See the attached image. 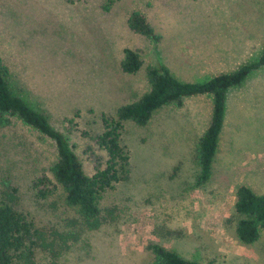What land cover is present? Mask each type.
I'll use <instances>...</instances> for the list:
<instances>
[{"label": "rangeland", "instance_id": "1", "mask_svg": "<svg viewBox=\"0 0 264 264\" xmlns=\"http://www.w3.org/2000/svg\"><path fill=\"white\" fill-rule=\"evenodd\" d=\"M133 11L157 41L129 28ZM126 47L142 63L132 74L120 68ZM263 47L264 0H0V56L13 91L66 135L88 175L101 118L148 89L147 66L203 82L257 60ZM211 108L210 95H194L162 106L144 126L124 122L128 178L102 194L107 221L83 231L58 264H150L153 243L205 264H264V228L242 244L233 212L238 184L264 193V65L227 92L211 177L196 187L195 148ZM54 152L18 121L1 130L0 188L9 181L16 206L37 225L67 229L77 214L50 172ZM42 175L46 196L33 187Z\"/></svg>", "mask_w": 264, "mask_h": 264}, {"label": "trees", "instance_id": "2", "mask_svg": "<svg viewBox=\"0 0 264 264\" xmlns=\"http://www.w3.org/2000/svg\"><path fill=\"white\" fill-rule=\"evenodd\" d=\"M127 24L138 34L154 41L159 39L139 11L130 13ZM141 64L136 50L123 49L120 61L122 72L135 73ZM263 65L264 47L257 60L242 63L230 72H219L203 82L181 81L165 65L147 66L148 89L135 100L118 106L114 117L101 118L102 130L94 139L100 153L88 149L93 165V173L88 175L66 135L55 128L42 111L30 106L13 91L8 79V67L0 56V131L18 121L52 143L55 157L50 172L63 190L65 204L77 214L75 219H68L67 222L72 224L67 229L39 226L28 213L16 206L18 196L12 191L10 182L3 180L4 188H0V264H58L60 255L83 231L99 229L107 221L99 205L102 194L116 182L128 178L129 155L121 144L124 122L144 126L162 106L172 104L179 107L185 97L202 94L211 96L212 108L208 125L195 148L198 172L194 184L196 187L205 185L211 177L212 162L224 121L227 92L242 84L253 70ZM49 185L50 181L45 175L33 181L34 189L41 196L47 195ZM233 212L237 239L244 245L255 243L264 228V193L238 184ZM149 250L152 253L150 264H205L185 258L157 243L151 244ZM41 255L46 262L38 261Z\"/></svg>", "mask_w": 264, "mask_h": 264}, {"label": "crops", "instance_id": "3", "mask_svg": "<svg viewBox=\"0 0 264 264\" xmlns=\"http://www.w3.org/2000/svg\"><path fill=\"white\" fill-rule=\"evenodd\" d=\"M248 47L250 48V43H248Z\"/></svg>", "mask_w": 264, "mask_h": 264}]
</instances>
